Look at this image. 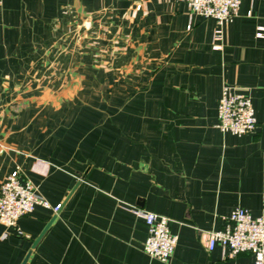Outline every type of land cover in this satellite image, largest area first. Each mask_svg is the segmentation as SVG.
<instances>
[{
  "label": "crops",
  "instance_id": "1",
  "mask_svg": "<svg viewBox=\"0 0 264 264\" xmlns=\"http://www.w3.org/2000/svg\"><path fill=\"white\" fill-rule=\"evenodd\" d=\"M215 28L183 0H0V182L18 168L60 204L0 223V264H253L205 240L264 211V0H241L220 48ZM224 85L251 131L216 127ZM134 207L169 219L167 262Z\"/></svg>",
  "mask_w": 264,
  "mask_h": 264
},
{
  "label": "built area",
  "instance_id": "2",
  "mask_svg": "<svg viewBox=\"0 0 264 264\" xmlns=\"http://www.w3.org/2000/svg\"><path fill=\"white\" fill-rule=\"evenodd\" d=\"M192 14L213 18L216 28L212 34L213 47L220 48L223 25L239 14L241 0H183ZM262 36L261 28L256 32ZM256 125L249 97L224 85L217 103L216 127L221 132L241 135ZM20 170L11 171L0 182V223L5 227L16 225L19 218L29 214L35 205L58 211L60 204L51 206L28 180H19ZM131 212L146 224L143 250L150 258L167 262L176 245V235L170 230L169 219L161 214L134 207ZM220 246L224 258L248 253L253 264H264V211L252 216L247 210L235 208L224 217L219 229L206 231L205 247Z\"/></svg>",
  "mask_w": 264,
  "mask_h": 264
},
{
  "label": "rangeland",
  "instance_id": "3",
  "mask_svg": "<svg viewBox=\"0 0 264 264\" xmlns=\"http://www.w3.org/2000/svg\"><path fill=\"white\" fill-rule=\"evenodd\" d=\"M86 26H88V24H86Z\"/></svg>",
  "mask_w": 264,
  "mask_h": 264
}]
</instances>
